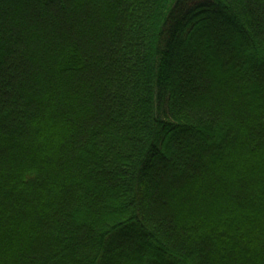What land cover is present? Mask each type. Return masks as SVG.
Listing matches in <instances>:
<instances>
[{"label": "trees", "instance_id": "obj_1", "mask_svg": "<svg viewBox=\"0 0 264 264\" xmlns=\"http://www.w3.org/2000/svg\"><path fill=\"white\" fill-rule=\"evenodd\" d=\"M0 264H264V0H0Z\"/></svg>", "mask_w": 264, "mask_h": 264}]
</instances>
